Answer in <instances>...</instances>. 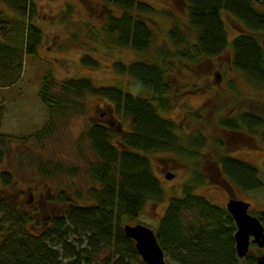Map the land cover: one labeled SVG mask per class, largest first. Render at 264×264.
<instances>
[{
    "label": "trees",
    "instance_id": "trees-1",
    "mask_svg": "<svg viewBox=\"0 0 264 264\" xmlns=\"http://www.w3.org/2000/svg\"><path fill=\"white\" fill-rule=\"evenodd\" d=\"M100 1L110 8L101 29L92 28L93 34L100 43L135 52L128 63L113 64L127 80L114 85H97L84 77L58 82L47 73L41 79L39 98L47 106L49 118L34 138L47 135L59 116L82 111L80 98L87 95L111 102L121 124L96 121L89 126L85 135L96 158L89 162L88 170L97 184L50 196L52 212L44 219L0 188V264H146L123 226L139 222L148 202L165 200V188L152 157L175 152L195 160L204 144L202 136L190 141V136L179 132L176 121L161 114L171 107L176 61L197 64L220 57L231 48V68L252 87L264 89V0H178L187 19L174 17L165 44L156 42L154 29L142 17L158 11L151 2ZM0 5L4 6L0 8V87H10L22 77L25 57L38 53L44 32L36 21V0H0ZM223 12L243 27L231 45ZM81 61L85 67H99L91 55H84ZM3 114L0 105V126ZM219 125L230 131L260 134L264 116L246 111L236 118L221 119ZM14 138L0 131V160L8 156ZM20 138L26 141L33 136ZM215 161L223 177L238 189L263 187L260 170L253 163L229 152L219 154ZM38 169L49 179L77 176L79 171L52 161H40ZM195 171L194 181L202 183V174ZM1 180L5 186L13 182L7 171L2 172ZM198 183L185 184L182 196L169 199L154 229L166 256L178 264H256L257 254L263 250L252 241L253 252L244 258L238 256L233 216L226 206L197 193ZM251 213L264 225V211ZM72 235L85 239L79 238L76 245ZM105 252L108 255L101 257Z\"/></svg>",
    "mask_w": 264,
    "mask_h": 264
},
{
    "label": "rangeland",
    "instance_id": "rangeland-1",
    "mask_svg": "<svg viewBox=\"0 0 264 264\" xmlns=\"http://www.w3.org/2000/svg\"><path fill=\"white\" fill-rule=\"evenodd\" d=\"M147 1L158 11L152 15L142 14V17L154 29L156 42L165 44L174 17L183 21L187 19L184 5L178 0ZM36 3L39 10L36 21L44 32L43 43L36 55L25 57L20 80L10 87H0V105L4 107L0 131L16 137L8 156L0 160V188L44 219L52 212V205L48 202L50 196H58L61 191L70 194L75 188L87 190L97 184L88 170L89 162L96 158L85 135L89 126L96 121L119 126L122 118L117 116L108 100L87 95L80 98L82 111L59 116L47 135L34 138V133L49 118L48 108L39 98L42 77L51 72L58 82L84 77L93 79L97 85H114L127 80L126 76L115 71L114 62L128 63L136 54L129 47L96 40L92 28L101 29L110 8L100 0H36ZM223 18L231 45L243 27L226 12H223ZM87 54L99 61V67L83 65L81 59ZM232 54L230 48L220 57L204 59L197 64L176 61L171 76V107L166 112L162 110L161 114L176 121L179 132L186 138L190 136V141L202 136L204 144L195 160L175 152L152 157L166 197L161 202H148L138 216L139 223L156 229L169 199L182 196L185 184L198 183L194 181L195 170L204 178L195 191L211 202L226 206L230 198L237 197L252 203L250 212L264 211V130L249 135L246 130L230 131L219 125L221 119L236 118L241 112H258L264 116V89L252 87L231 68ZM28 135L33 138L26 141L20 138ZM249 147L258 150H249ZM224 152L256 165L263 187L243 191L225 179L215 161ZM40 161L61 162L75 166L79 171L77 176L65 174L45 178L38 169ZM4 171L10 172L13 179L9 186L1 180ZM169 172L175 177L167 179L165 175ZM79 238L85 239L72 235L71 241L79 245ZM56 248L62 251L61 246ZM105 255L108 253L101 257ZM166 261L178 264L169 256Z\"/></svg>",
    "mask_w": 264,
    "mask_h": 264
},
{
    "label": "water",
    "instance_id": "water-1",
    "mask_svg": "<svg viewBox=\"0 0 264 264\" xmlns=\"http://www.w3.org/2000/svg\"><path fill=\"white\" fill-rule=\"evenodd\" d=\"M264 2V1H263ZM167 179L175 177L174 173H167ZM251 202L232 197L226 203V208L236 223L234 234L236 251L240 258L253 252L251 243L254 241L264 250V225L258 216L249 212ZM125 234L133 239L136 248L146 264H168L165 251L161 247L157 234L153 228L144 223H127L123 226ZM94 264H101L96 262ZM256 264H264V251L257 255Z\"/></svg>",
    "mask_w": 264,
    "mask_h": 264
},
{
    "label": "flooded vegetation",
    "instance_id": "flooded-vegetation-1",
    "mask_svg": "<svg viewBox=\"0 0 264 264\" xmlns=\"http://www.w3.org/2000/svg\"><path fill=\"white\" fill-rule=\"evenodd\" d=\"M246 134L252 135L250 132H246ZM253 136H254V135H253ZM251 145L253 146V144H251ZM240 150H241V149H240ZM249 150H258V149H255V148H252V147L250 148V147H249Z\"/></svg>",
    "mask_w": 264,
    "mask_h": 264
}]
</instances>
